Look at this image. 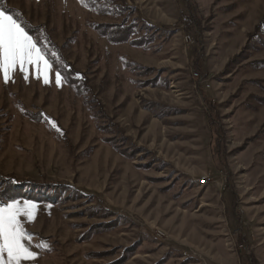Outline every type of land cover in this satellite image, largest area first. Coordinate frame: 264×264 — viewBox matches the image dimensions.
<instances>
[{
    "label": "rangeland",
    "instance_id": "obj_1",
    "mask_svg": "<svg viewBox=\"0 0 264 264\" xmlns=\"http://www.w3.org/2000/svg\"><path fill=\"white\" fill-rule=\"evenodd\" d=\"M0 6L53 61L0 73V195L36 205L21 264H264V0Z\"/></svg>",
    "mask_w": 264,
    "mask_h": 264
},
{
    "label": "snow or ice",
    "instance_id": "obj_2",
    "mask_svg": "<svg viewBox=\"0 0 264 264\" xmlns=\"http://www.w3.org/2000/svg\"><path fill=\"white\" fill-rule=\"evenodd\" d=\"M37 43L17 19L0 6V73H3L5 83L9 82L10 73L17 69L27 73L28 65L35 66L38 79L42 76L44 82L49 83V73L53 66L37 47ZM55 80L58 86L62 85L63 78L59 71L56 72ZM35 209L36 205L29 201H25L22 206L15 200L0 205V264H21V261L36 260L38 254L30 247L31 233L26 231L20 220L23 216L32 222ZM36 247L47 249L48 245L41 242Z\"/></svg>",
    "mask_w": 264,
    "mask_h": 264
},
{
    "label": "trees",
    "instance_id": "obj_3",
    "mask_svg": "<svg viewBox=\"0 0 264 264\" xmlns=\"http://www.w3.org/2000/svg\"><path fill=\"white\" fill-rule=\"evenodd\" d=\"M189 14H190V16H191V11L189 10ZM20 19H21V23L23 24V26H25L26 28H27V30H29V32H31L32 33V31H34L33 30V28H31L30 27V25L29 24H27V23H25L23 20H22V18L20 17ZM52 45V44H51ZM53 46V45H52ZM49 59V58H48ZM50 60V62L52 61V59H49ZM52 63H53V61H52ZM70 71V74L72 75V74H74V72L72 71V70H69ZM64 76L66 77V76H68L67 74H64ZM206 99V98H205ZM207 105H208V108H209V110H210V112H211V116H212V122H211V125L213 126V128H216L217 126H218V124H219V120H217V112H216V109L211 105V102H207ZM215 112H216V116H215ZM219 139V138H218ZM220 140H218V142H219ZM214 157H215V159H217V160H219V161H221V162H224L223 161V156H222V152H221V150H219L218 148H217V151L214 153ZM3 193H1V195H0V205H3L4 203H7V202H11V201H13V200H17V198H13V197H8V196H4V194L2 195ZM249 262H251L249 259H248V263Z\"/></svg>",
    "mask_w": 264,
    "mask_h": 264
},
{
    "label": "crops",
    "instance_id": "obj_4",
    "mask_svg": "<svg viewBox=\"0 0 264 264\" xmlns=\"http://www.w3.org/2000/svg\"><path fill=\"white\" fill-rule=\"evenodd\" d=\"M187 199H183V201H186ZM210 201V200H209ZM183 205H185V204H183ZM227 224H229V223H227ZM239 229H241L242 231H244L245 229L243 228V227H240ZM226 230H227V228H226ZM226 230H225V232H226ZM211 247V248H210ZM214 247L216 248V245H214V243H212L211 245H209L208 243L206 244V250L208 251V252H213L214 251ZM226 249V248H225ZM243 253H241V255H242ZM216 257V256H215ZM232 257V256H231ZM230 257V254H229V257H224V255H221L220 256V258H217L216 257V259L215 258H213V260H212V264H234L233 263V261H232V259H233V257L231 258ZM228 258V259H227ZM230 258V259H229Z\"/></svg>",
    "mask_w": 264,
    "mask_h": 264
},
{
    "label": "built area",
    "instance_id": "obj_5",
    "mask_svg": "<svg viewBox=\"0 0 264 264\" xmlns=\"http://www.w3.org/2000/svg\"><path fill=\"white\" fill-rule=\"evenodd\" d=\"M191 41H192L191 36H187V42H191ZM210 182H211V177H209V176H205V177L201 180V185H202V186L209 185ZM154 234H155V236H157V237L160 238V239H163V238L166 237L165 234L162 233L161 231H156Z\"/></svg>",
    "mask_w": 264,
    "mask_h": 264
}]
</instances>
